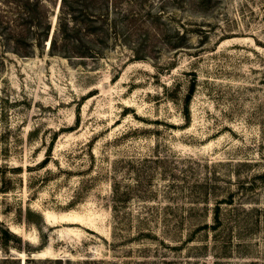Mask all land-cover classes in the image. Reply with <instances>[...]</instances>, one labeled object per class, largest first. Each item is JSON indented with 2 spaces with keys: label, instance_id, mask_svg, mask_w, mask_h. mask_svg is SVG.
I'll list each match as a JSON object with an SVG mask.
<instances>
[{
  "label": "rangeland",
  "instance_id": "rangeland-1",
  "mask_svg": "<svg viewBox=\"0 0 264 264\" xmlns=\"http://www.w3.org/2000/svg\"><path fill=\"white\" fill-rule=\"evenodd\" d=\"M110 3L93 56L0 52V258L264 264V0Z\"/></svg>",
  "mask_w": 264,
  "mask_h": 264
},
{
  "label": "trees",
  "instance_id": "trees-1",
  "mask_svg": "<svg viewBox=\"0 0 264 264\" xmlns=\"http://www.w3.org/2000/svg\"><path fill=\"white\" fill-rule=\"evenodd\" d=\"M52 2L54 6L58 5L55 23L51 19L50 4ZM111 12L110 0H0V52H10L19 57L32 56L35 50L43 53L46 42L49 40L47 52L50 55L93 56L92 54L98 53L99 48L96 50L84 42L97 29L93 24L97 17L103 21L99 28H104L105 32L108 31V26L104 22ZM140 15L136 11H131L126 17ZM258 179L264 185V170L259 174ZM231 200L232 198H229V201ZM112 209L120 213V217L124 215L121 214L123 206L113 205ZM32 214L40 218L39 214L34 212H28L26 218L33 221ZM219 215L220 208L217 204L214 208V223L210 225L213 230L221 225ZM20 239V236H10L8 230L0 228L2 243L6 244ZM27 245L30 246V244ZM32 249H27L29 256L25 258L24 264H76L70 258L32 257ZM16 261L17 264H21L16 258H0V264H10ZM92 263L108 264L109 261L91 258L81 261L80 264ZM211 264L222 263L215 258Z\"/></svg>",
  "mask_w": 264,
  "mask_h": 264
},
{
  "label": "water",
  "instance_id": "water-1",
  "mask_svg": "<svg viewBox=\"0 0 264 264\" xmlns=\"http://www.w3.org/2000/svg\"><path fill=\"white\" fill-rule=\"evenodd\" d=\"M49 43H50V41L48 40V41L46 42V49L49 48ZM32 256H33V257H36L37 255H36V254H32ZM22 264H24V261L22 262Z\"/></svg>",
  "mask_w": 264,
  "mask_h": 264
}]
</instances>
